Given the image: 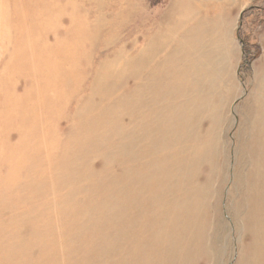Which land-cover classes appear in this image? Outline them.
<instances>
[{"label": "rangeland", "instance_id": "obj_1", "mask_svg": "<svg viewBox=\"0 0 264 264\" xmlns=\"http://www.w3.org/2000/svg\"><path fill=\"white\" fill-rule=\"evenodd\" d=\"M216 2L0 0V264H121L122 230H128V245L134 239L163 244L162 215L148 226L150 215L140 217L139 208L154 204L156 190L168 195L174 171L163 161L170 148L157 149L146 128L155 110L172 114L184 103L195 106L186 116L195 128L187 137L180 125L179 144L207 158L203 149L216 132L223 163L217 173L210 156L192 173L191 187L199 186L207 209L202 248L192 264H250L239 258H251L253 250L243 247L238 202L244 187L235 173L247 155L239 150V112L248 107L252 88L261 94L255 75L264 71V0ZM172 6L173 16L163 24ZM218 17L230 38L225 71L212 87L197 88L195 74L176 72L179 64L168 54L182 46L185 28L206 19V30L194 38L212 44L218 71ZM192 48V60L209 49ZM139 54L151 56L149 68L158 64L170 73L158 70L146 85L120 75ZM125 109L140 129L139 151L128 159L121 150ZM212 109L220 110L219 123ZM176 197H183L181 190ZM164 264L181 263L167 258Z\"/></svg>", "mask_w": 264, "mask_h": 264}, {"label": "bare ground", "instance_id": "obj_2", "mask_svg": "<svg viewBox=\"0 0 264 264\" xmlns=\"http://www.w3.org/2000/svg\"><path fill=\"white\" fill-rule=\"evenodd\" d=\"M229 5L231 4L229 3ZM172 7L167 12L165 17L166 20L163 24L168 23L169 19L172 18V13H174L175 10V7ZM219 9L221 10V8ZM214 22L215 24L213 30L216 32L215 43L218 49V56L221 64L218 71L213 68L215 64L211 59L212 44L203 40L198 41L197 38H194V34L198 29L206 30L204 28L208 24L206 19L198 21L195 24H191L188 29L185 28V41H183L182 46L180 45L179 48H176L168 54L170 59L177 60V64H179L178 69L175 68L176 72L181 74L185 73L186 75L191 73L195 74V83L197 88L202 86L204 83H208L212 87L215 82H218L219 77H223L225 71V54L229 51L227 43L230 38L225 35L224 31L222 33L224 26L223 18L218 17ZM193 44H195V47L198 45L199 47L204 48H209L210 45L211 48L208 50L207 48L203 49V52H201L200 55L196 54V58L192 60L190 55H192ZM127 58L130 57L128 56ZM99 62H97V64ZM151 62L152 59L150 55L139 54L133 61L127 63L128 65H133L132 69L129 70L127 66L123 70L124 72L120 75L126 73L129 78L140 79L141 82L143 81L144 85H146L153 83L152 79L156 73H159L160 70V72L165 76L170 73L169 69L162 71V69H160V65L158 64L149 68L148 66H150L149 64ZM213 70H216V75H214ZM255 80H258L259 82L258 88L260 89L261 94H257L252 88L248 95V100H246V103L248 102L246 110H248L249 113L247 114L244 108H242L239 112L241 113L240 127L242 129V135L240 134L238 137L244 138L241 140L239 138V150L243 147L247 155L242 158L240 157V162H238L236 169L237 172L235 173V181L236 183L238 182L243 184L244 187V190H241L240 193V195H242L241 200L238 202L239 215L245 226L243 247L250 246L253 250L251 258L248 257V254L240 256V253L239 258L241 257L240 260H242L243 263L264 264V71H256ZM143 83H140L139 86L142 87ZM110 85L111 84H109V86ZM124 105L127 108L129 106L128 101H125ZM190 107L193 109L195 108L194 105L189 103H184L183 105L180 104L173 108L171 105L170 108L173 110L172 114H165V111L160 112L155 110L152 115L153 118L151 119V123L146 128L151 130L150 132L147 131L146 137H149L151 140L156 139L155 147L157 149L170 148L168 156L166 155L163 161L168 163L174 171L173 175L171 174L170 179L167 180L166 193L168 195L165 196L156 190L153 192L154 204L145 210L143 208H139L140 217H142L143 213H148L150 215V218H147L148 226L151 225L152 218H155V216L159 217L160 214L162 215V219L160 220V225L162 226L160 228L161 234H159L161 238H163L162 241L164 243H155L153 241L150 243L145 242L137 244L134 239V243L132 245H128L126 242L128 230H122L121 264H164L167 258H170V261L173 263L180 262L181 264H192L202 248L199 240L204 233L203 228L207 225V216H204V213L207 211L205 207V197H203V194L200 192L199 186L195 184V189L191 187L190 181L193 171L195 170L196 173L198 165L202 162L208 161L210 156H214V158H216L214 171H217V173L223 163L221 164V162H219L221 158V150L217 148L216 142L218 140V135L216 132L213 133L210 144H207L203 149V153L207 158H202V156L200 157L198 155L200 152L202 153V150H195L198 152L195 154L196 152L193 153L192 150L185 148L184 144H179L184 136L189 137L194 132L195 126L192 125L188 119H186V116L189 115V112L191 111ZM255 108L256 110L254 112ZM216 109H212L215 111L213 113V119L219 123L220 110ZM125 113L126 114H123L121 118V150L124 155L123 157L128 159L130 157H134V155L137 154L136 152L139 151L140 147L137 145L135 140L136 136L140 132V129L137 131L134 129L135 125L132 124V121H130L132 114H129L127 109H125ZM192 113L190 114L192 115ZM191 115L189 118H193V115ZM180 125H183L184 127V136L180 131H178ZM244 133L246 134V138L243 135ZM153 144L154 143L152 142L151 145ZM211 163L213 164V162ZM154 167L155 163H152L148 171L154 169ZM135 170L139 171L138 168H134V172ZM129 171L130 169L124 171L123 176L125 180L129 179ZM139 174H141L140 171ZM148 175H150L148 172L144 174V176ZM242 179H245L247 185L243 183ZM126 187V185L123 187L125 198L128 197V189L126 191ZM179 190L182 191L183 197H176V192ZM163 200H165L164 206L161 205ZM198 216L199 218H196ZM136 236L137 234L134 235L135 238Z\"/></svg>", "mask_w": 264, "mask_h": 264}]
</instances>
